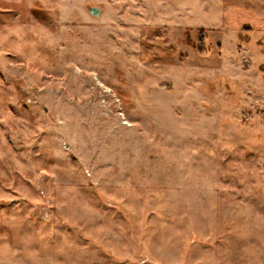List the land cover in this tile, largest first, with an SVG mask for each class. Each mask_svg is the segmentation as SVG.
I'll list each match as a JSON object with an SVG mask.
<instances>
[{
    "label": "rangeland",
    "instance_id": "374dc122",
    "mask_svg": "<svg viewBox=\"0 0 264 264\" xmlns=\"http://www.w3.org/2000/svg\"><path fill=\"white\" fill-rule=\"evenodd\" d=\"M0 264H264V0H0Z\"/></svg>",
    "mask_w": 264,
    "mask_h": 264
},
{
    "label": "water",
    "instance_id": "95a60500",
    "mask_svg": "<svg viewBox=\"0 0 264 264\" xmlns=\"http://www.w3.org/2000/svg\"><path fill=\"white\" fill-rule=\"evenodd\" d=\"M91 12H92L94 15H99V13H100V8H97V7H91Z\"/></svg>",
    "mask_w": 264,
    "mask_h": 264
}]
</instances>
